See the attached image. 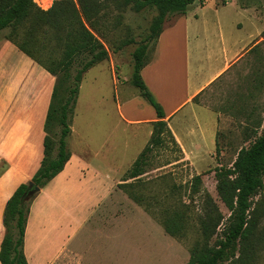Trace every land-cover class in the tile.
<instances>
[{
	"label": "rangeland",
	"instance_id": "obj_1",
	"mask_svg": "<svg viewBox=\"0 0 264 264\" xmlns=\"http://www.w3.org/2000/svg\"><path fill=\"white\" fill-rule=\"evenodd\" d=\"M205 1L195 8L205 12L208 28L205 39L209 48V59L205 66L212 71L220 64V41L223 38L242 40L240 45H245L254 38L249 40L248 36L254 35L261 23L250 18L247 12L236 9L235 4L245 3V0H228L225 5L219 3L220 0ZM252 1V5L261 10L260 0ZM35 2L42 9L52 4V0ZM216 3H219L221 30L213 25ZM155 14L154 8L146 7L136 12L128 6L121 11L111 9L108 12L107 24L110 28L107 27L101 39L108 57L84 72L74 104L71 132L66 138L68 148L86 144L107 156V166L116 170L126 171L130 167L151 133L152 125L125 123L119 117L118 110L121 106L124 112L128 111L136 117L147 116V108L153 111L139 90L130 83V76L132 52L146 40L148 26ZM259 17L264 19L262 13ZM173 18L174 15H168L163 25ZM238 23L242 25L240 28L236 26ZM124 40L129 42L119 46ZM147 41L151 53L154 41ZM257 46L243 57L238 66L214 84L212 95L203 99V103L220 116L219 151L215 152L214 144H196L199 149L196 151L206 154L190 164L182 158L175 143L165 137V145L150 153L146 172L139 179L140 184L128 188L130 192L142 196L141 202H136L118 187L124 172L119 174L109 194L99 199L94 211L76 232L65 255L51 264H183L189 259L190 248L198 238L195 215L200 209L202 194L208 192L217 200L221 211L226 213L217 199L213 168L230 165L238 148L247 146L252 140L253 134L244 123L264 120V41ZM27 57L17 50L6 55L7 60L0 69V76L4 77L0 79V91L8 86L3 84V80L11 81L15 77L14 80L18 81L15 85L17 96L21 97L23 108L34 99L33 110L40 108L35 114L38 116L48 100V90L53 85L54 77L30 58L34 62L32 72L30 65L24 63ZM38 129L36 125L35 134ZM88 159L93 161L90 155ZM195 174H201V184L197 193L190 194L191 178ZM106 177L99 186L97 184L99 194L104 193L107 184L112 181L109 173ZM87 183V186H95L96 181L89 178ZM260 196L264 198V188L256 198ZM92 199L82 191L74 192L66 220L72 217L76 220ZM180 200L187 203L188 217L182 235L173 237L163 228L162 211L175 208ZM260 225L264 226V219ZM33 239L38 238L33 236ZM56 242L52 238L50 245L55 246ZM254 264H264V250Z\"/></svg>",
	"mask_w": 264,
	"mask_h": 264
},
{
	"label": "trees",
	"instance_id": "obj_2",
	"mask_svg": "<svg viewBox=\"0 0 264 264\" xmlns=\"http://www.w3.org/2000/svg\"><path fill=\"white\" fill-rule=\"evenodd\" d=\"M194 1L52 0L50 7L42 9L34 0H0V31L6 30L3 37L54 77L42 123L44 134L39 166L28 181L17 185L4 206L0 264H27L23 240L29 206L38 193L34 187L46 185L69 159L66 138L71 132L70 121L79 85L85 71L108 57L101 39L110 28L107 15L111 9L121 11L128 6L136 12L146 7L156 11L146 40L132 52L130 83L152 106L157 119L151 122L146 144L123 174L118 187L136 202H141L142 196L128 188L140 184L150 153L165 145V137H169L181 153L163 119V108L147 89L140 70L148 61L147 40L152 39L155 44L167 16L183 15ZM260 35L264 37V28ZM128 42L121 41L119 46ZM251 133L252 140L247 146L238 148L230 165L213 168L217 199L226 213L208 192L202 194L200 209L195 215L198 238L183 264H254L264 250V226L260 225L264 219V198H256L264 188V129ZM218 151L217 132L215 152ZM191 179L189 193H197L201 174ZM29 191L32 193L27 197ZM186 211L187 203L181 200L175 208L163 209L162 224L168 235H182L188 217Z\"/></svg>",
	"mask_w": 264,
	"mask_h": 264
},
{
	"label": "crops",
	"instance_id": "obj_3",
	"mask_svg": "<svg viewBox=\"0 0 264 264\" xmlns=\"http://www.w3.org/2000/svg\"><path fill=\"white\" fill-rule=\"evenodd\" d=\"M227 1L220 0L219 3L225 5ZM204 2L206 1L195 0L188 5L183 15H174L172 21L163 25L151 51L152 54L148 53V61L140 70L147 89L163 108V119L181 149L182 158L190 164L196 163L198 158L206 154L204 151H196L198 149L196 144H214L215 150L216 133L220 131L218 112L203 103V99L212 95V87L217 81L226 76L233 67L238 66L243 57L264 41V37L260 35L264 28L262 21L264 19L259 17L260 13L264 17V0H260L261 10L252 5V0L235 4L236 9L247 12L250 18L260 22V27L256 29L254 35L248 36L249 40L254 38L245 45H240L242 40L223 38L220 41V64L210 71V68L205 66L206 60L209 59L207 54L209 48L205 39L208 31L204 19L205 12L195 8L197 4ZM219 3L215 4L212 17L214 28L221 30ZM236 26L240 28L242 25L238 23ZM5 32L6 30L0 31L2 54L0 69L3 68L8 53L13 50L19 51L3 37ZM26 61L24 63L30 65L34 72V62L29 57ZM3 78L0 76V79ZM14 79L16 78L11 81L3 80V84L8 86L0 91V242L4 233L2 216L7 199L18 184L31 178L39 166L44 134L42 123L48 104L47 100L38 116L35 114L40 108L36 107V112L33 110L34 99L23 108V101L19 95L17 96L15 86L18 81ZM49 93L50 90L48 98ZM150 107L152 108L151 105ZM119 108V117L125 123L148 127L157 119L154 110L151 111L149 108L145 117H136L128 111L124 112L121 106ZM263 123L264 120L258 119L253 123L244 124L249 127V131L260 133L264 129ZM36 125L39 128L37 134ZM68 150L70 156L63 169L39 188L29 206L23 240L27 264H51L65 255L68 244L94 211L99 199L108 195L117 176L125 173L119 169L109 168L107 156L86 144H77L74 149ZM88 155L92 157L93 163L88 159ZM108 173L112 181L107 184L106 191L99 194L97 184L99 186V183L107 178ZM89 178L96 181L95 186H87ZM76 191H82L85 196L93 199L83 213H79L76 220L73 217L66 220L67 214L70 213L72 195ZM33 236H37L38 239H33ZM52 238L57 240L55 246L50 245Z\"/></svg>",
	"mask_w": 264,
	"mask_h": 264
},
{
	"label": "water",
	"instance_id": "obj_4",
	"mask_svg": "<svg viewBox=\"0 0 264 264\" xmlns=\"http://www.w3.org/2000/svg\"><path fill=\"white\" fill-rule=\"evenodd\" d=\"M29 186H32V183L31 182H29ZM36 190H39V188L38 187H34ZM32 193V191H29L27 194H26V196H29L30 194Z\"/></svg>",
	"mask_w": 264,
	"mask_h": 264
}]
</instances>
